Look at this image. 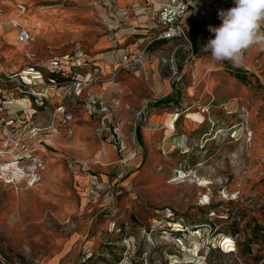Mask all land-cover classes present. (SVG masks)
Here are the masks:
<instances>
[{"label": "rangeland", "instance_id": "obj_1", "mask_svg": "<svg viewBox=\"0 0 264 264\" xmlns=\"http://www.w3.org/2000/svg\"><path fill=\"white\" fill-rule=\"evenodd\" d=\"M114 3L0 0L2 69L40 75L7 87L22 107L0 131V264H264V48L217 62L199 17L188 41L157 43ZM65 55L80 59L50 81ZM89 96L117 103L118 139Z\"/></svg>", "mask_w": 264, "mask_h": 264}, {"label": "built area", "instance_id": "obj_2", "mask_svg": "<svg viewBox=\"0 0 264 264\" xmlns=\"http://www.w3.org/2000/svg\"><path fill=\"white\" fill-rule=\"evenodd\" d=\"M200 5L212 6L216 5V10H228L235 4L231 0H163L159 3L156 15L154 17L157 32L154 39L156 40H178V41H188V31L183 26L182 18L189 12H197ZM18 10L20 14H25L26 8L23 4H18ZM12 26L16 28V40L17 42L25 46L32 38L31 31L20 24V22L12 21ZM206 27H209V23H206ZM201 50V48H200ZM146 55V50L143 49L140 53L128 58V56H123L124 63H130L132 60L136 63ZM80 56H76L75 59L71 58L69 55L63 56L61 59H52L49 66V72L51 73L49 80L54 82L52 79L56 74L61 73L63 77L68 78L63 70V63L67 64V61L79 60ZM73 59V60H72ZM79 65V64H76ZM62 67V68H61ZM36 75H39L33 67L27 69H22L19 73L6 74L2 69L0 62V131H4L7 127H10L15 123L17 117L15 115L14 106H21L19 99H16L11 94L14 93L7 89L8 85L16 80H21L20 86L25 85H36ZM72 78L73 91L67 92L69 96L77 97L81 94L83 87L86 85L87 79ZM40 76V75H39ZM25 77H28L26 81ZM26 91L25 89H23ZM28 92V91H27ZM83 108L88 110V112L97 115L99 118V125L102 131H110L112 138L118 139V128L117 124L114 122L113 111L116 110L117 103L112 100L108 102L106 99L100 97L89 96L85 102L82 104ZM112 111V112H111Z\"/></svg>", "mask_w": 264, "mask_h": 264}, {"label": "clouds", "instance_id": "obj_3", "mask_svg": "<svg viewBox=\"0 0 264 264\" xmlns=\"http://www.w3.org/2000/svg\"><path fill=\"white\" fill-rule=\"evenodd\" d=\"M234 4L219 11L220 26L209 25L214 38L207 41L204 49L210 51L214 61L227 60L239 66L250 47L264 48V0H234Z\"/></svg>", "mask_w": 264, "mask_h": 264}, {"label": "crops", "instance_id": "obj_4", "mask_svg": "<svg viewBox=\"0 0 264 264\" xmlns=\"http://www.w3.org/2000/svg\"><path fill=\"white\" fill-rule=\"evenodd\" d=\"M114 10L118 13V15H128V11H130L132 16H135L136 18L133 20V26L139 27L142 26L145 22L149 21L151 24L155 25L154 17L156 15L159 3L163 0H114ZM216 5L212 6H203L200 5L199 10L197 12H189L191 13V16L189 19H187L185 26H183L187 30H191L193 26L195 25L196 21H198V17L202 20V22H207L213 27H218L222 23L219 17H217V14L219 11L216 10ZM188 14V13H187ZM184 15V16H187ZM183 16V17H184ZM183 20V18H182ZM183 23V22H182ZM130 32V29H126V27H122L120 29V32L116 34V38L118 41H121L122 34H126ZM106 44H108V39L105 38ZM159 42H172V40H158ZM103 43V42H102ZM170 44V43H169ZM104 45V44H102ZM131 48V46H130Z\"/></svg>", "mask_w": 264, "mask_h": 264}, {"label": "trees", "instance_id": "obj_5", "mask_svg": "<svg viewBox=\"0 0 264 264\" xmlns=\"http://www.w3.org/2000/svg\"><path fill=\"white\" fill-rule=\"evenodd\" d=\"M234 77L241 80V81H244V77L242 75H240L238 72L234 74ZM159 102H162V100H159ZM136 131H137V133H139L138 127H136Z\"/></svg>", "mask_w": 264, "mask_h": 264}, {"label": "bare ground", "instance_id": "obj_6", "mask_svg": "<svg viewBox=\"0 0 264 264\" xmlns=\"http://www.w3.org/2000/svg\"><path fill=\"white\" fill-rule=\"evenodd\" d=\"M12 27H13V26H12ZM25 79L28 80V77H25ZM22 99H23V98H22ZM21 102H22V101H21ZM14 166H15L14 163H10V164H9L10 169H11V168H14ZM4 167H5V166H4ZM5 171H6V169H5V168H2V171H1V172L4 173ZM5 173H6V172H5ZM10 181H11V180H10Z\"/></svg>", "mask_w": 264, "mask_h": 264}]
</instances>
